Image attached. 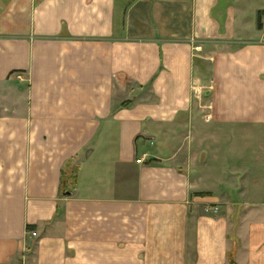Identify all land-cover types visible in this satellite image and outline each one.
<instances>
[{
    "label": "crops",
    "instance_id": "0c3cea01",
    "mask_svg": "<svg viewBox=\"0 0 264 264\" xmlns=\"http://www.w3.org/2000/svg\"><path fill=\"white\" fill-rule=\"evenodd\" d=\"M0 264H264V0H0Z\"/></svg>",
    "mask_w": 264,
    "mask_h": 264
},
{
    "label": "built area",
    "instance_id": "2783aa9c",
    "mask_svg": "<svg viewBox=\"0 0 264 264\" xmlns=\"http://www.w3.org/2000/svg\"><path fill=\"white\" fill-rule=\"evenodd\" d=\"M34 236H36V234H34Z\"/></svg>",
    "mask_w": 264,
    "mask_h": 264
}]
</instances>
